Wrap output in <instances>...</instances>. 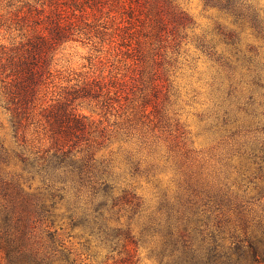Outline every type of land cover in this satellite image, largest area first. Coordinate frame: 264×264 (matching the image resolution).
I'll use <instances>...</instances> for the list:
<instances>
[{"label": "rangeland", "instance_id": "rangeland-1", "mask_svg": "<svg viewBox=\"0 0 264 264\" xmlns=\"http://www.w3.org/2000/svg\"><path fill=\"white\" fill-rule=\"evenodd\" d=\"M73 1L87 11L56 47L47 99L94 82L97 97L80 98L73 106L97 125L91 136L97 139L95 153L112 164L115 196L127 189L141 202L132 219L125 202L110 215L112 228L126 231L131 221V234L139 240L131 246V262H122L121 244L112 251L103 234H91L83 224L71 228L64 218L60 232L74 256L85 264H164L154 252L158 235L143 229L150 217H163L190 184L228 186L234 201L264 220V172L251 156L264 141V33L251 18L237 20L218 1ZM45 3L0 0V55L3 47L26 41L36 24L46 23ZM249 3L264 18V0ZM1 103L0 98V138L16 148ZM7 169L21 172L17 159ZM40 184L35 178L32 190ZM68 186L61 213L69 204L78 220L85 212L98 213L101 196L90 191L79 196ZM0 264H8L3 253Z\"/></svg>", "mask_w": 264, "mask_h": 264}, {"label": "trees", "instance_id": "trees-1", "mask_svg": "<svg viewBox=\"0 0 264 264\" xmlns=\"http://www.w3.org/2000/svg\"><path fill=\"white\" fill-rule=\"evenodd\" d=\"M206 1L220 2L237 20L251 18L257 32L264 33V18L249 0ZM44 6L49 9L46 23L36 24L26 41L3 47L0 55L1 105L10 115L16 142V148H10L0 138V253L8 264H85L60 232L61 221L68 218L71 228L83 224L91 234H103L112 251L121 244L122 262H131V246L139 243L131 234V221L126 231L112 228L109 221L124 202L131 204L132 219L141 202L127 189L115 196L112 164L95 153L97 139L91 136L97 125L73 106L80 98L97 97L99 90L87 81L50 100L45 93L55 76L56 47L68 38L71 24L86 14V7L79 8L73 0H46ZM257 73L261 85L263 75ZM258 146L251 156L263 173L264 141ZM15 159L19 173L7 169ZM35 178L41 184L32 190ZM69 183L76 195L90 191L93 197H102L96 215L85 212L86 217L78 220L70 204L66 213L59 211ZM226 188L190 184L177 202L168 204L163 217L149 218L143 233L158 235L154 252L161 263L264 264V220L251 217L248 205L234 201L231 188Z\"/></svg>", "mask_w": 264, "mask_h": 264}]
</instances>
